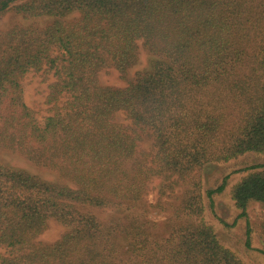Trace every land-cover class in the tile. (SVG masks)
<instances>
[{"label": "trees", "instance_id": "16d2710c", "mask_svg": "<svg viewBox=\"0 0 264 264\" xmlns=\"http://www.w3.org/2000/svg\"><path fill=\"white\" fill-rule=\"evenodd\" d=\"M9 11L0 155L56 179L0 157V264H244L202 218L228 176L203 191L200 171L264 154V0H0ZM110 70L121 84L101 80ZM28 72L46 83L36 105ZM257 167L230 198L239 217L261 207L264 241Z\"/></svg>", "mask_w": 264, "mask_h": 264}, {"label": "rangeland", "instance_id": "374dc122", "mask_svg": "<svg viewBox=\"0 0 264 264\" xmlns=\"http://www.w3.org/2000/svg\"><path fill=\"white\" fill-rule=\"evenodd\" d=\"M18 20L19 19L9 11L0 17V28H6ZM145 64L146 56L142 53L139 64L135 66L131 72L144 67ZM101 80L109 84H121L113 70L102 73ZM45 85L46 83L39 84L38 76L31 72L26 73L22 81L25 100L30 105L39 103L42 100ZM120 118H122L121 114ZM0 157L10 165L24 168L47 179H56V176L50 171L39 169L16 154L6 152L2 153ZM256 165H258L257 169H264V154L245 153L226 162L207 164L200 171L203 191L215 189L221 183L222 178L228 176L226 185L220 193L216 192L212 194L211 200L204 196V212L202 218L213 227L220 242L234 251L244 264H264V241H262L260 232L257 228V223L262 218L263 211L257 203H251L247 207L246 218L251 233L250 247L247 248L244 244L247 228L246 218L238 216V210L235 208L230 198V189L233 184L240 180V178L250 170L249 167ZM157 183L156 180L150 185L151 188L153 187L149 192V199L151 201H154L158 197L156 192ZM210 201L212 202V208L209 204ZM152 217L160 219L162 215L154 214ZM60 231L61 229L59 226L55 222H51L49 227L42 233L41 238L44 240H51L55 238Z\"/></svg>", "mask_w": 264, "mask_h": 264}]
</instances>
